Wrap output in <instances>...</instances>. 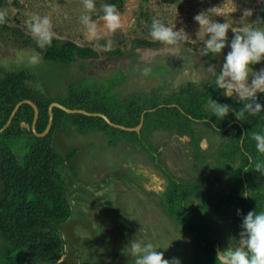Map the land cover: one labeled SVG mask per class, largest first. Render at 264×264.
Instances as JSON below:
<instances>
[{
    "label": "rangeland",
    "instance_id": "obj_1",
    "mask_svg": "<svg viewBox=\"0 0 264 264\" xmlns=\"http://www.w3.org/2000/svg\"><path fill=\"white\" fill-rule=\"evenodd\" d=\"M262 1L95 0L96 11L92 15L100 25L104 24V21L99 19L103 11L101 6L104 3L116 4L122 20L121 27L115 32L101 27V38L96 41L88 37L85 26L80 21L81 15L88 11L84 7V0H3L0 10H7L8 15L7 23L0 24V78L7 72L25 70L28 74L25 84L34 92L35 99L43 102L54 99L66 102V98L72 102L75 96L70 93L74 88L79 91L91 86L101 92L98 97L88 95L91 102L89 104L100 108L92 112L105 113L110 103L105 106L101 102V94L107 93L102 97L104 99V97L108 98V93L111 95L120 93V100H130L134 93L143 91L142 88L134 86L132 78L137 75L144 76L145 68L150 71L153 67L161 66L160 63L173 62L174 58L184 57L181 52L185 51L190 52L186 53L187 57L194 55L200 59L204 56L201 49L205 34L199 22L195 20L198 13L213 9L209 14L214 19L221 22L228 21L232 27L240 30L243 26L258 21ZM249 8L253 11L252 15L247 16L245 11ZM33 14L47 15L51 18L53 37L92 46L98 51L99 56L74 63H64L46 59L42 54V62L36 65L18 60L16 53L20 49H35L40 52L35 38L27 29V21ZM153 19H160L172 27L181 29L182 32L186 31L188 40L181 45H166L154 40L150 35ZM232 35L233 32L229 29V38ZM108 40L112 41L111 48L100 46L106 44ZM144 40L151 41V44H146ZM117 49L121 50L120 54L115 52ZM228 50L226 47L225 54ZM211 60L216 64V71L219 72L223 55L216 54L214 58H208V62ZM136 63L139 65L141 63L143 66L137 68ZM191 67L193 66L187 65L185 69L181 67L173 71L167 82L170 91L188 82L185 76H192L188 75L192 70ZM253 67L255 69L264 67V61ZM118 72L125 73L127 78L112 89L110 82L113 81L108 78ZM205 73L209 74L207 70ZM199 80L197 79L198 84ZM84 94L82 97H86V93ZM258 95L264 98V93ZM76 96L78 97V94ZM235 97L239 98L238 95ZM140 98L133 95L131 101L138 102ZM154 114L156 115L151 120L156 121V117L161 113L154 112ZM60 122L61 126H58L52 134L53 147L63 155L74 150L76 153L66 160L64 167L63 185L71 204V216L61 224L66 242L65 252L56 264H135V258L130 253V244L127 246L132 239L144 243L152 242L158 248L161 247L158 250L164 252L165 258L177 260V264H195L197 244L191 231L180 223V220L169 216L162 193L141 186L140 181L145 179L141 177L139 181L134 176V174H144L145 170L142 166H148L143 163L134 164L133 167L142 169L132 170L133 174L128 161L131 159L130 156L120 161L117 150L113 147L115 144L111 145L110 140L119 142L117 140L123 139L133 147L127 151H137L136 155L139 159H147L148 165L154 167L151 165L148 151L136 144L133 139H128L133 134L114 130L110 136L108 130L102 129L80 132L71 120L64 117ZM151 126L152 124L149 125L150 128ZM135 139L144 140L152 147L164 149V162L173 172L178 175L191 174L188 172V164L187 166L177 164L169 158L171 138L165 129L150 130L147 135L145 126L142 135L138 134ZM179 140L183 142L188 138L182 136ZM205 140L209 144V140L207 138ZM205 146L207 147L206 144ZM19 151L24 153L22 147ZM10 153L8 146L0 150V164ZM217 171L219 177L226 176L223 169ZM219 177L215 176L217 179ZM246 177L251 189L256 187L264 191L262 170H252ZM221 185L220 181L215 188H222ZM2 192L3 183L0 178V199ZM226 222V219H222L221 224L219 223L214 229L216 236L224 242L225 247L235 242L230 239L233 238L230 233L218 232V227L225 226ZM11 247L12 245L0 234V258L1 253L7 252Z\"/></svg>",
    "mask_w": 264,
    "mask_h": 264
},
{
    "label": "trees",
    "instance_id": "obj_2",
    "mask_svg": "<svg viewBox=\"0 0 264 264\" xmlns=\"http://www.w3.org/2000/svg\"><path fill=\"white\" fill-rule=\"evenodd\" d=\"M2 1L0 0V7ZM258 21H264V0L259 7ZM143 42L151 44V41L148 40ZM38 49L46 59L64 63H74L99 56L98 51L92 46L80 45L72 40L62 41L56 37H53L50 46ZM115 52L120 54L121 50L117 49ZM27 76L25 70H17L7 72L0 78V128L6 124L16 104L23 99L30 98L40 108V116L37 122L38 132H43L46 129L49 122V105L55 99L49 102L37 101L34 92L29 90L25 84ZM111 80L113 81V83L110 82L111 87L114 89L116 85L125 80V77L115 75ZM212 86L209 92L216 96L219 95L217 99L219 102L228 103L232 106V109L237 111V114H245L247 117L246 113L240 112L243 107L241 100H235L232 97L227 101L224 99V102L220 96L223 90L216 87L215 81ZM73 90L70 94L75 96L74 101L70 102L69 98H66V102L58 101L72 108H86L90 111L100 109L90 105L91 102L88 97V95L98 97L97 95L101 93L99 90L91 86L84 90L78 91L75 88ZM84 93H86V97H82V95H85ZM76 94H78V97ZM105 94L107 93L101 94V102L105 106L108 102L110 103V107H107L105 113L113 121L127 126L138 125L142 112L146 108L157 106L159 103L158 100H152L146 95H141L138 102L131 101V99L128 102H123L119 98L120 93L113 95L108 93V98L104 97L102 99ZM172 109L177 108L164 106L158 108L156 112L166 113V111ZM201 111L202 113H193V115L196 117L210 116L206 108H202ZM54 113V122L50 132L45 136H38L32 129L22 125L23 121L32 124L35 115L33 106L24 103L17 111L12 124L3 132H0V150L8 146L11 151L10 155L4 157L0 164V178L3 183V192L0 199V234L12 245L7 252L1 253L0 264H56L65 252L66 242L61 224L71 216V204L64 189L63 174L66 160L72 158L76 151L63 155L52 145V134L58 126H61V118L65 117L71 120L77 131L80 132L102 129L108 130L110 136L112 135L111 131L114 130L127 132L130 135L135 134L133 131L112 126L102 116L69 113L60 107H55ZM155 115L154 112L148 111L145 125H150L151 119ZM162 116L165 117L166 115L163 114ZM213 116L215 121L218 119L219 126H227L228 123L234 120L239 121L228 128L236 133L234 142L238 150L241 139L245 144H253L255 147V141L251 135L252 130L250 134L248 132L246 135L243 134V128L246 127L247 130L250 127L252 129L255 122L250 124L247 119L238 118L235 111L230 112L222 120L216 118L215 115ZM161 118V115L156 117L160 121ZM251 118L255 119L257 117H249L248 119ZM259 119L264 120V116L257 118V120ZM163 125L168 127L171 124L169 121H165ZM110 141L115 142L114 140ZM20 147L24 149V153L19 151ZM263 158L264 153H260L256 156L255 163L257 161V163L263 162L262 165H264ZM236 187L241 191L240 196L245 202L247 212L254 209L257 211L263 210L262 193L258 192L257 197L252 195L250 199L244 196V181L240 171L237 174ZM181 189L184 194L187 193V190H183L176 182L171 186L170 192L167 194L169 211L172 216L180 220L192 232L197 240L198 252L195 255L197 262L199 264H217V251L214 240L209 236H205L202 230L197 227V213L194 207L187 203L188 198L191 197L178 196L176 191H181Z\"/></svg>",
    "mask_w": 264,
    "mask_h": 264
},
{
    "label": "flooded vegetation",
    "instance_id": "obj_3",
    "mask_svg": "<svg viewBox=\"0 0 264 264\" xmlns=\"http://www.w3.org/2000/svg\"><path fill=\"white\" fill-rule=\"evenodd\" d=\"M201 50L203 51V49ZM186 53L190 52H181V54L185 55L184 57L174 58L173 62L166 61L168 63H160L159 65L162 64L161 66L151 68L150 71L144 73V76L137 75V77L132 78L134 86L143 89V91L136 92L133 95L139 97H141V95H146V97L148 96L152 100H158L159 103L157 106L146 108L142 112L139 124H141L142 117H144V120L140 130H131L135 132L136 135L134 134L128 139H133L136 144L138 143L142 148L148 151L152 161L151 165H153L158 170L148 165L149 162H147V159H139V157L136 155L137 151H127L133 147L132 145L129 146L128 143L124 142L123 139L117 140L119 142L111 143V145L115 144L113 147H115V150H117L118 157L121 159L120 161H122L123 158L130 156L131 159L128 161H130L131 171L135 169L140 170L141 168H138L137 166L133 167L134 164L143 163L148 166H142V168L144 167L145 170L144 174L133 173L134 176L139 181L142 178L145 179L142 182L140 181L141 186L147 188L150 184L149 190L154 192L157 191L158 193L163 194L167 212L169 216L176 220L178 219L172 216L169 211L167 194L170 192V188L174 182L178 183L183 188V190H187V193L185 194L183 193L182 189L181 191L176 192L178 193V196L191 197L190 199L188 198L187 203L190 206H193L195 212L197 213V227L202 230L205 236H209L214 240L215 248L218 252V246H220L221 249L225 248V246L224 242L221 241L220 238L216 236V232H214L216 226H218L219 223L221 224L222 219H226L227 222L225 226L218 227V232H223L224 234L230 233L229 235H232L233 237L235 235L238 236L241 231L243 215L247 214L245 207L246 205L244 204L245 202L240 196L241 191L236 187V179L239 171L241 172V177L244 181V196L250 199L252 195L257 197L256 194L258 192L262 193V211H264V191L256 187L251 189L246 177L247 173L252 170H262V173H264V167L260 169L256 168V164L258 162L257 161L255 163V160H257L256 156H258L260 153H258L253 144H245L241 139L239 142V150L236 147L234 142V136H236V133L234 130L228 128H230L233 123L239 121L234 120L228 123L227 126H219L218 119L215 121L214 116L207 108L209 97H213L217 100L219 96L209 92V90L213 87L212 84L215 81V75L211 73L207 75L205 73L208 63L216 65L212 62V60L211 62H208L209 57L214 58L213 54L204 53L205 57L202 56V58L197 59V57L194 55L187 57L188 55H186ZM187 65L193 66L191 67L192 70L188 73V75H195L196 77L185 76L188 84H183L177 89L170 91L169 86L167 85V82L170 80V75L175 69L181 67L184 68ZM136 66L139 68L143 65L141 63L140 65L139 63H136ZM202 73L204 76H202ZM116 75L124 76L125 80L127 78V75L123 72H118ZM181 75L182 78H184L182 71ZM112 77L108 78V80L112 79ZM197 79H200L198 81L200 82L199 84L197 83ZM214 89L216 90V88ZM133 95L131 96V99ZM220 96L222 97L223 101L224 99H226V101L227 99L230 100L232 97L235 100H240L239 98H236L235 95L225 96L223 92ZM128 101L130 100H124L123 102ZM164 106L176 107L177 109L168 110L166 113L162 112L161 121L157 119L156 121L151 120V128L149 125H145L146 113L148 111L156 112L158 111V108H162ZM202 108H206V110L209 111L210 116L196 117L193 115V113H202ZM163 114L166 116H162ZM237 115L240 119H247L250 124L255 122V125L252 127V129L249 127L250 129L248 128L247 131L246 127L243 128L244 135H246L247 132L250 134L251 130L253 131V129L259 130V123L264 121L263 119L257 120V118H251L249 120L248 118L250 116L246 117L245 114L238 113ZM162 121L164 123L165 121H169L171 125L167 127L163 125ZM145 126L147 127V135L149 134L150 130L154 131L161 129H165V131L170 134L171 142L169 146L170 149L168 150V154L170 155L169 158H172V160L176 161L177 164L181 163L185 166L188 164V172L191 174L184 173L178 175L177 173L173 172V170L170 169L164 162V149L162 150L160 147H152L148 142L141 140L142 138L139 140L135 139L138 134L142 135V129L143 127L145 128ZM182 136L187 137L188 140L183 142H181L182 140L178 141V139L180 137L182 138ZM206 138L209 140V144H207V140H205ZM217 169H223L226 176L219 177V171H217ZM159 172L164 174L165 177ZM215 176L219 177L220 180L215 178ZM220 181L222 182V188L219 187L216 189L215 187ZM145 184L148 185L146 186ZM237 209H242V213H238ZM196 249L197 253L198 246ZM194 262L195 264H199L195 257Z\"/></svg>",
    "mask_w": 264,
    "mask_h": 264
},
{
    "label": "clouds",
    "instance_id": "obj_4",
    "mask_svg": "<svg viewBox=\"0 0 264 264\" xmlns=\"http://www.w3.org/2000/svg\"><path fill=\"white\" fill-rule=\"evenodd\" d=\"M84 7L88 10L81 15L80 21L85 26V31L90 39L99 41L101 38L100 28H107L115 32L122 25L121 14L114 3L102 4V15L99 19L103 25L93 19L96 11L95 0H84ZM208 12H201L195 16L203 29V52L223 55V63L219 72L214 64L207 66V73L215 75V85L223 90L225 96L238 95L243 107L240 112L250 117L264 116V98L258 93H264V67L255 69L256 65L264 61V21H257L240 30L232 27L228 21H218ZM252 9H247L245 15H252ZM7 10H0V24L7 23ZM67 16V14H65ZM27 29L35 38L39 48L50 46L53 42V24L49 16L33 14L27 21ZM229 29L233 35L229 38ZM150 35L154 40L161 41L166 45H181L188 40V33L172 27L160 19H153L150 27ZM101 47L111 48L112 41L108 40ZM229 50L225 54V48ZM17 59L26 61L30 65L42 62V53L32 50L20 49L16 53ZM145 73L149 69H144ZM208 110L219 119H224L232 109L228 103H221L213 97H209ZM238 117V116H237ZM239 118V117H238ZM252 138L255 148L259 153H264V123H260L259 130L253 129ZM264 167L261 163L256 168ZM242 209H237L242 213ZM235 242L216 253L217 264H264V211L249 210L243 215L241 231L238 237L230 238ZM130 253L135 258V264H177V260L165 258L163 251H159L152 242H141L132 239ZM103 250V249H102Z\"/></svg>",
    "mask_w": 264,
    "mask_h": 264
},
{
    "label": "water",
    "instance_id": "obj_5",
    "mask_svg": "<svg viewBox=\"0 0 264 264\" xmlns=\"http://www.w3.org/2000/svg\"><path fill=\"white\" fill-rule=\"evenodd\" d=\"M24 103H29L30 105L33 106L34 111H35V115H34V120H33L32 124H30L29 122L23 121L22 125L27 127L28 129H32L34 131V133L36 135H38V136H45V135H47L50 132V130H51L52 126H53V122H54V116H55L54 108L55 107H60V108L64 109L65 111L69 112V113H83V114L92 115V116H102L111 125H113L115 127H118V128H121V129L130 130V131L131 130H138L139 131L141 126H142L143 120H144V117H142L141 124H139L138 126H135V127L134 126L133 127L132 126H126V125H123V124H118V123L113 122L111 120V118L105 113L92 112V111H88V110L83 109V108H72V107H68V106L64 105L61 102L53 101L49 105V122H48V125H47L46 129L43 132H38V130H37V122H38V119H39V116H40L39 105L34 100H32L30 98H26V99H23V100L19 101L16 104V106L13 109L8 121L6 122V124L2 128H0V132H3L7 127H9L12 124L13 119H14L17 111L19 110V108ZM144 113H143V116H144ZM148 189H150V188H148ZM217 250L218 251L221 250L220 246H218Z\"/></svg>",
    "mask_w": 264,
    "mask_h": 264
},
{
    "label": "bare ground",
    "instance_id": "obj_6",
    "mask_svg": "<svg viewBox=\"0 0 264 264\" xmlns=\"http://www.w3.org/2000/svg\"><path fill=\"white\" fill-rule=\"evenodd\" d=\"M134 173V172H133ZM136 173V172H135ZM146 186L148 185V184H145ZM150 187V184L148 185V188Z\"/></svg>",
    "mask_w": 264,
    "mask_h": 264
}]
</instances>
